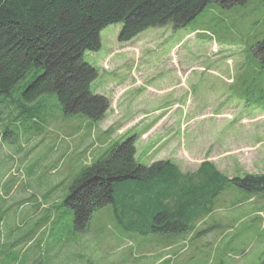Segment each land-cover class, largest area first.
Returning <instances> with one entry per match:
<instances>
[{
  "label": "rangeland",
  "instance_id": "obj_1",
  "mask_svg": "<svg viewBox=\"0 0 264 264\" xmlns=\"http://www.w3.org/2000/svg\"><path fill=\"white\" fill-rule=\"evenodd\" d=\"M122 26L83 55L98 70L92 91L109 100L100 120L64 111L54 94L41 109L0 96V264H264V192L234 186L178 236L125 230L110 206L75 231L62 205L72 180L115 143L132 139L145 166L193 172L210 160L229 178L264 174V59L253 51L264 0L211 2L183 27L128 41Z\"/></svg>",
  "mask_w": 264,
  "mask_h": 264
},
{
  "label": "trees",
  "instance_id": "obj_2",
  "mask_svg": "<svg viewBox=\"0 0 264 264\" xmlns=\"http://www.w3.org/2000/svg\"><path fill=\"white\" fill-rule=\"evenodd\" d=\"M246 1L0 0V96L17 99L21 108L36 101L32 108L41 109L39 100L54 94L64 111L98 121L109 100L92 91L98 70L83 55L100 49L102 29L122 23L119 39L128 41L149 27H183L211 2ZM254 47L264 59V41ZM10 106L4 121L13 107L20 113L18 104ZM130 140L113 144L74 176L62 205L74 212L76 232L89 231L94 215L110 206L125 230L174 237L187 233L228 186L264 192V174L229 178L208 160L193 172L170 160L142 165Z\"/></svg>",
  "mask_w": 264,
  "mask_h": 264
}]
</instances>
